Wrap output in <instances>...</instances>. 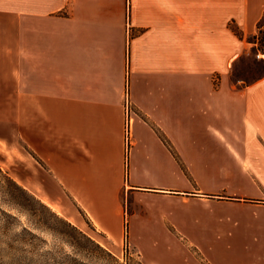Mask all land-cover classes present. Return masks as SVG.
<instances>
[{
	"label": "crops",
	"instance_id": "crops-1",
	"mask_svg": "<svg viewBox=\"0 0 264 264\" xmlns=\"http://www.w3.org/2000/svg\"><path fill=\"white\" fill-rule=\"evenodd\" d=\"M263 16L264 0H0V100L93 224H122L127 194L222 212L211 234L264 264V74H229Z\"/></svg>",
	"mask_w": 264,
	"mask_h": 264
},
{
	"label": "rangeland",
	"instance_id": "rangeland-1",
	"mask_svg": "<svg viewBox=\"0 0 264 264\" xmlns=\"http://www.w3.org/2000/svg\"><path fill=\"white\" fill-rule=\"evenodd\" d=\"M229 74L233 81H251L264 74V62L243 47ZM10 105L0 100V264H253L243 259L251 256V246L211 234L212 223L229 220L222 212L127 194L122 224H93L16 136ZM128 135L123 131V138ZM161 212L178 223L181 235L161 223ZM110 225H117L115 233Z\"/></svg>",
	"mask_w": 264,
	"mask_h": 264
},
{
	"label": "built area",
	"instance_id": "built-area-1",
	"mask_svg": "<svg viewBox=\"0 0 264 264\" xmlns=\"http://www.w3.org/2000/svg\"><path fill=\"white\" fill-rule=\"evenodd\" d=\"M241 39L243 42V47L247 48L248 51H250L251 54L256 59H259L262 62H264V16H263L262 21L258 24V26L255 27V29L252 32L242 33ZM121 105H122V112H123V117H124L123 131H124V134H127V133L129 134L128 136H124V139L127 142V137L130 136V130H129L130 125H131L130 117H131V112H133V106H132V102H130L128 90L125 87L122 91ZM127 116H128V121H127Z\"/></svg>",
	"mask_w": 264,
	"mask_h": 264
},
{
	"label": "trees",
	"instance_id": "trees-1",
	"mask_svg": "<svg viewBox=\"0 0 264 264\" xmlns=\"http://www.w3.org/2000/svg\"><path fill=\"white\" fill-rule=\"evenodd\" d=\"M16 186H17L18 188H20V189H23V188H21V187L19 186V184H16ZM85 237H86V236H85ZM86 239L90 240L88 237H86Z\"/></svg>",
	"mask_w": 264,
	"mask_h": 264
},
{
	"label": "bare ground",
	"instance_id": "bare-ground-1",
	"mask_svg": "<svg viewBox=\"0 0 264 264\" xmlns=\"http://www.w3.org/2000/svg\"><path fill=\"white\" fill-rule=\"evenodd\" d=\"M49 203H50V202H49ZM51 206H52L54 209L57 208V206H56L55 204H51Z\"/></svg>",
	"mask_w": 264,
	"mask_h": 264
}]
</instances>
